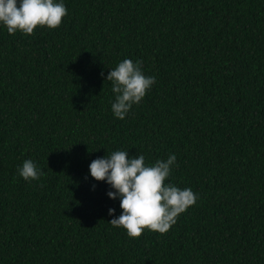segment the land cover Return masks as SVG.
<instances>
[{"label": "trees", "instance_id": "16d2710c", "mask_svg": "<svg viewBox=\"0 0 264 264\" xmlns=\"http://www.w3.org/2000/svg\"><path fill=\"white\" fill-rule=\"evenodd\" d=\"M63 3L57 29L0 24V264H264V0ZM124 59L156 82L120 120ZM117 150L176 156L166 183L199 199L167 233L108 223L89 165Z\"/></svg>", "mask_w": 264, "mask_h": 264}, {"label": "clouds", "instance_id": "9594fccd", "mask_svg": "<svg viewBox=\"0 0 264 264\" xmlns=\"http://www.w3.org/2000/svg\"><path fill=\"white\" fill-rule=\"evenodd\" d=\"M67 14L63 0H0V24L9 35L20 32L31 36L38 27L57 29ZM106 81L111 82L115 94L111 110L120 120L133 105L141 103L156 82L154 76L144 75L142 61L130 59L111 69ZM175 164L174 154L149 166L144 155L129 158L128 151L123 150L93 160L90 176L97 182H106L114 190L107 193L108 197L120 202L121 214L114 216L115 209L110 208L108 214L114 218L108 223L125 229L130 238L140 237L145 229L167 233L199 199L191 188L166 183ZM17 172L26 182L37 181L45 174L32 160H25Z\"/></svg>", "mask_w": 264, "mask_h": 264}]
</instances>
